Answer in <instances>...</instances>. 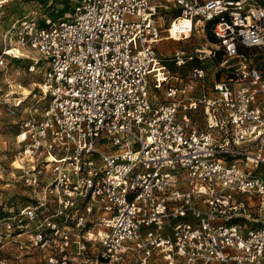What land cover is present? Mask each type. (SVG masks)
I'll return each mask as SVG.
<instances>
[{"label": "built area", "instance_id": "1", "mask_svg": "<svg viewBox=\"0 0 264 264\" xmlns=\"http://www.w3.org/2000/svg\"><path fill=\"white\" fill-rule=\"evenodd\" d=\"M1 41L0 68L44 63L45 105L15 136L34 197L0 214V264H264V2L73 0Z\"/></svg>", "mask_w": 264, "mask_h": 264}, {"label": "rangeland", "instance_id": "2", "mask_svg": "<svg viewBox=\"0 0 264 264\" xmlns=\"http://www.w3.org/2000/svg\"><path fill=\"white\" fill-rule=\"evenodd\" d=\"M260 1L264 2V0ZM0 2V40L9 23L15 19L26 15H34L35 13L36 21L42 22L44 16L56 17L69 12L73 4V0H0ZM175 14L176 8L173 7L167 10L165 17L169 18ZM165 20L166 25L167 19ZM204 42L205 39L199 34H195L187 42L161 41L158 44V52L161 56L168 59L175 50L183 49L188 52L195 47H199ZM12 43H14V40L9 39L8 45ZM23 50L27 51L26 49ZM34 56L35 54L29 50V52L27 51V56L8 60L7 65L0 68V214L3 213V209L10 207L17 209L29 203L34 197L32 191L24 186L20 180L22 171L19 169L21 165L17 159L21 148L15 138L20 122L28 117L39 116L45 105V101L41 99L37 86L41 81L45 65L41 62L35 72L28 70L30 59L26 57ZM165 65L171 70H176L172 62L165 61ZM182 70L187 72L186 68ZM3 71L9 72L8 78L13 84H20L25 89L15 88L17 93L6 96L10 90V84L5 81ZM20 91L21 94L19 93ZM20 95L25 96V99L20 104H17V98ZM35 108L37 111L34 110ZM256 172L264 177V166L260 165L257 167ZM41 177L44 180H49V170L42 172ZM260 213V217H264V207Z\"/></svg>", "mask_w": 264, "mask_h": 264}, {"label": "bare ground", "instance_id": "3", "mask_svg": "<svg viewBox=\"0 0 264 264\" xmlns=\"http://www.w3.org/2000/svg\"><path fill=\"white\" fill-rule=\"evenodd\" d=\"M22 49V48H21ZM23 49H26V48H23ZM28 52H29V50L28 49H26ZM3 76H4V79H5V81H8L7 83H9L10 85V90L8 91V93L6 94V96H11V95H13V94H15V93H17L16 92V90H15V88L16 89H18V88H22V89H25V87L23 88L20 84H17V85H15V84H13V82L12 81H10L9 80V72L8 71H3ZM20 94H21V91L19 92ZM13 99V98H12ZM25 99V96L23 97V96H21L20 95V97L19 98H17V104H20L23 100ZM16 161V160H15ZM20 169V168H19Z\"/></svg>", "mask_w": 264, "mask_h": 264}, {"label": "crops", "instance_id": "4", "mask_svg": "<svg viewBox=\"0 0 264 264\" xmlns=\"http://www.w3.org/2000/svg\"><path fill=\"white\" fill-rule=\"evenodd\" d=\"M0 47H2L1 46V40H0ZM1 49V48H0ZM20 55H22V56H27V51H24L23 49H18V51H17ZM261 214V213H260Z\"/></svg>", "mask_w": 264, "mask_h": 264}]
</instances>
